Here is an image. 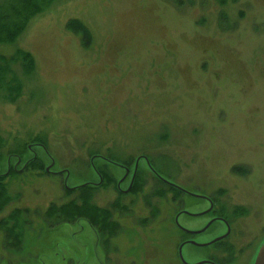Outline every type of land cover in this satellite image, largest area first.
Returning a JSON list of instances; mask_svg holds the SVG:
<instances>
[{"label":"rangeland","instance_id":"obj_1","mask_svg":"<svg viewBox=\"0 0 264 264\" xmlns=\"http://www.w3.org/2000/svg\"><path fill=\"white\" fill-rule=\"evenodd\" d=\"M36 1L42 10L19 39L0 42V54L23 48L35 59L29 73L14 65L15 100L0 86V175L32 158L43 164L4 179L12 199L0 220L28 207L33 222L20 247L0 230V264H173L175 213L205 209L198 194L252 210L234 231L258 245L264 0ZM74 19L89 36L68 27ZM100 168L116 181L97 189L100 206L118 198L117 186L127 190L135 171L145 185L121 198L129 210L115 211L122 228L108 251L87 220L51 226L34 212L68 200L65 186L99 185ZM156 176L181 193L157 194ZM179 222L196 228L206 219ZM224 229L215 223L205 234Z\"/></svg>","mask_w":264,"mask_h":264},{"label":"trees","instance_id":"obj_2","mask_svg":"<svg viewBox=\"0 0 264 264\" xmlns=\"http://www.w3.org/2000/svg\"><path fill=\"white\" fill-rule=\"evenodd\" d=\"M42 9L36 0H5L0 3V42H15L23 34L31 16L39 13ZM68 27L76 33H82L89 36L88 28L80 21L74 19L68 23ZM15 64H20L26 73L35 68V59L30 51L23 48H17L14 54H0V86L6 85L10 91V99L15 100L20 94L22 84L20 79L16 78L14 69ZM21 155V154H20ZM108 161H116L109 158ZM132 161V160H131ZM128 161L126 166L132 165ZM26 169L42 170L43 164L38 158H32L23 169H10L6 174L0 175V210L6 206L12 199L7 191L4 179L10 175L24 172ZM98 174L101 177L99 185L84 183L78 186H65V197L68 200L62 202H51L42 212L36 209L34 212L41 215V219L51 226L61 223H74L80 219H85L96 229L99 234L101 244L110 249V243L117 232L122 228L120 220L115 218L116 210L128 211L129 208L124 206L121 198L125 194L138 195L144 189L140 171L137 172L131 188L127 191H119L118 198L108 206H100L94 201L95 193L99 187H109L115 185L114 177L106 169L100 168ZM157 177V176H156ZM157 183V194L165 195L167 191L173 192L175 196L181 193V189L170 185V188L162 186V180L154 178ZM159 181V182H158ZM116 186V185H115ZM31 209L28 207L14 208L6 217L0 220V230L4 233L5 243L10 246H18L23 243L24 230L27 224H32L30 214ZM153 213V212H152ZM154 214V213H153ZM37 219V218H35Z\"/></svg>","mask_w":264,"mask_h":264},{"label":"flooded vegetation","instance_id":"obj_3","mask_svg":"<svg viewBox=\"0 0 264 264\" xmlns=\"http://www.w3.org/2000/svg\"><path fill=\"white\" fill-rule=\"evenodd\" d=\"M136 174L137 171H135L127 190L131 188ZM117 187L119 191H127ZM197 197L203 198V201L208 204L205 209L199 211L180 209L175 213L176 231L173 233L175 240L173 264H255L259 251L264 244V238L257 245L254 238L246 235L241 228L237 232L234 231V227H237L236 223L243 215L249 216L252 210L242 206L233 207L232 203L217 201L204 194H198ZM261 206L264 208V205ZM178 207L180 206H175V208ZM183 215L191 218L201 217L206 219V222L200 227L192 228L179 222ZM215 223L221 224L225 228L224 231L207 236L205 233ZM133 262L131 264H136Z\"/></svg>","mask_w":264,"mask_h":264},{"label":"water","instance_id":"obj_4","mask_svg":"<svg viewBox=\"0 0 264 264\" xmlns=\"http://www.w3.org/2000/svg\"><path fill=\"white\" fill-rule=\"evenodd\" d=\"M47 170H49V168H47ZM255 264H264V244L262 245L256 263Z\"/></svg>","mask_w":264,"mask_h":264}]
</instances>
